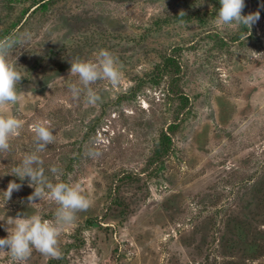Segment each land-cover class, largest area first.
<instances>
[{
	"label": "rangeland",
	"instance_id": "374dc122",
	"mask_svg": "<svg viewBox=\"0 0 264 264\" xmlns=\"http://www.w3.org/2000/svg\"><path fill=\"white\" fill-rule=\"evenodd\" d=\"M220 7L0 0V39L31 34L9 57L21 53L19 98L0 107L23 123L0 153V238L8 217L54 218L57 205L37 198L29 206L30 178L10 174L34 150L36 122L56 137L39 153L49 181L79 185L91 202L63 229L60 258L34 250L26 264H264V0H245L242 14L259 13L250 30L218 24ZM102 49L117 58L119 86L98 81L100 101L73 100L70 63L95 62ZM166 57L179 64L178 88L169 85L173 70L161 72ZM177 118L172 152L155 160L161 132ZM90 147L102 155L89 157ZM12 181L22 186L6 201ZM0 264H10L6 251Z\"/></svg>",
	"mask_w": 264,
	"mask_h": 264
},
{
	"label": "clouds",
	"instance_id": "9594fccd",
	"mask_svg": "<svg viewBox=\"0 0 264 264\" xmlns=\"http://www.w3.org/2000/svg\"><path fill=\"white\" fill-rule=\"evenodd\" d=\"M220 9L217 13V23L222 26L237 25L251 29L259 19V13L244 15L245 0H219ZM250 32V31H249ZM31 40V34L12 33L10 36L0 39V107L6 104H15L19 98L17 85L20 84L23 75L17 70V58L15 62L9 60L10 56L24 44ZM70 75L78 77L79 84L69 86V92L73 100H80L83 96L85 102L90 105L101 100L100 95L92 88L98 81H107L112 87H118L122 78V72L117 66V58L110 51L102 49L95 62L76 60L70 63ZM23 128L22 121L16 116L0 115V153L10 151V138L19 135ZM34 134V150L23 156L20 164L14 167L10 174L23 181L30 178V186L34 192L28 197L29 206L47 198L54 202L57 208L52 220L42 218L34 214L31 216L17 215L16 218L8 217L5 230L8 235L0 238V251H6L10 264H26L33 251L52 258H60L59 238L63 229L73 224L77 214L90 208L91 202L80 190L79 185H71L65 182L52 183L45 175L43 160L39 153L47 150V145L54 144L55 135L52 127L46 123L36 122L31 126ZM87 155L98 158L102 152L95 147L87 149ZM49 171L56 175L59 169L51 166ZM21 184L15 181L9 183L5 191L6 201L10 199L14 190L18 191ZM7 249V250H6Z\"/></svg>",
	"mask_w": 264,
	"mask_h": 264
},
{
	"label": "trees",
	"instance_id": "16d2710c",
	"mask_svg": "<svg viewBox=\"0 0 264 264\" xmlns=\"http://www.w3.org/2000/svg\"><path fill=\"white\" fill-rule=\"evenodd\" d=\"M41 7L44 8V3L41 4ZM174 71V75L171 76L169 80V85L178 88L179 81V72L180 67L176 60L172 57L164 58L163 63L161 64V72ZM169 91V90H168ZM172 94L178 99L182 108H185L189 105L188 97L183 95L181 91H171ZM181 125V119H178L166 127L165 131H162L159 136V144L156 150L154 151V159L155 160H163V158L167 157L169 153L172 152L173 147V136L176 134L177 130Z\"/></svg>",
	"mask_w": 264,
	"mask_h": 264
}]
</instances>
